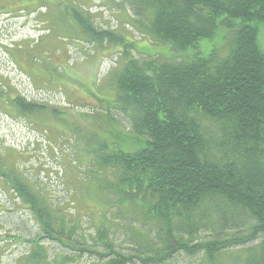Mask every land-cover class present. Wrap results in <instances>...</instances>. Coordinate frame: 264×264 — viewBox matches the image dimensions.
<instances>
[{
    "label": "trees",
    "instance_id": "1",
    "mask_svg": "<svg viewBox=\"0 0 264 264\" xmlns=\"http://www.w3.org/2000/svg\"><path fill=\"white\" fill-rule=\"evenodd\" d=\"M124 1L138 31L177 55L137 58L135 42L96 27L83 3L25 0L18 9L50 10L57 4L52 15L57 25H67L99 51L104 44L120 47L122 64L111 71L114 98L107 104L113 102L112 112L127 119L121 126L111 112H94L106 128L99 122L86 137L87 144H95L87 152L93 180L79 179L77 198L61 205L0 160L7 192L39 226L20 259L69 264L89 254L96 264H162L186 253L215 264L223 252L246 247L241 264H264V49L257 26L264 22V0ZM220 27L229 30L227 54L178 56ZM10 101L25 116L46 108L21 96ZM74 130L78 136L80 128ZM80 189L100 203L93 213L98 218L75 206L89 207ZM85 216L95 220L90 233L80 229ZM117 224L127 231V240L119 238ZM53 243L67 250L52 255Z\"/></svg>",
    "mask_w": 264,
    "mask_h": 264
},
{
    "label": "rangeland",
    "instance_id": "2",
    "mask_svg": "<svg viewBox=\"0 0 264 264\" xmlns=\"http://www.w3.org/2000/svg\"><path fill=\"white\" fill-rule=\"evenodd\" d=\"M24 1L0 0V11H4L0 12V160L7 165L8 171L17 170L23 178L37 183L53 205H61L74 200L73 191L79 179L84 182L86 179L93 180L94 173L91 171L95 168L87 152L95 144H87L86 137L100 125L106 128V123L97 119L94 112H111L115 124L124 126L127 123L122 112H112L113 102L107 104L114 98L111 71L122 64L117 53L120 47L104 44L103 50L99 51L83 36L72 34L67 25L63 27L53 22L52 15L57 4L50 10L43 7L34 12L19 11ZM71 1L86 6L96 27L117 31L134 41L137 50H133V54L137 58H148L155 54L161 59H170L177 55L170 52L168 44L138 31L131 17V8L124 0ZM55 16L62 17L59 10ZM257 26L258 42L264 49V22L257 23ZM228 31L227 27H220L214 36L203 38L178 56L183 55L181 59H186L197 52L207 54L211 50L225 55ZM91 94L95 95V99ZM15 96L46 107L45 111L25 116L12 105L10 99ZM54 109L60 115H53ZM76 126L81 130L78 136L73 132ZM5 185V181L0 179V264H26L20 258L28 252L27 241L39 233V226L30 210L15 204L12 194L8 193L9 186L4 188ZM79 192L88 195L86 203L89 207L79 202V205L75 204L77 209L98 218L93 213H96L100 203L89 199L90 194L83 190ZM69 206V211L74 212L73 205L66 204V208ZM94 218L85 216L80 229L86 233L92 232L96 227ZM124 220L123 217L121 222L124 223ZM117 227L120 228H117L119 238L123 241L127 231L118 224ZM20 237L24 239L20 241ZM122 244L124 247L130 246L124 242ZM51 245L52 255L62 249L67 250L60 244ZM246 254V247L232 248L218 256L215 264H241ZM96 263L97 259L89 254L69 262ZM162 264L210 262L203 260L202 255L191 257L178 253Z\"/></svg>",
    "mask_w": 264,
    "mask_h": 264
},
{
    "label": "bare ground",
    "instance_id": "3",
    "mask_svg": "<svg viewBox=\"0 0 264 264\" xmlns=\"http://www.w3.org/2000/svg\"><path fill=\"white\" fill-rule=\"evenodd\" d=\"M3 46V45H2ZM87 145V144H86ZM80 155V154H79ZM84 156V155H83ZM81 159V158H80ZM85 159V158H84ZM86 160V159H85ZM41 200V199H40ZM22 205H24V204H22ZM23 208V207H22ZM127 208V207H126ZM232 222V221H231ZM224 224V223H223ZM232 235V234H231ZM233 237V236H232ZM227 239V238H226ZM225 239V240H226ZM162 247V246H161ZM111 250V249H110ZM109 252V251H108ZM118 252V251H117Z\"/></svg>",
    "mask_w": 264,
    "mask_h": 264
}]
</instances>
